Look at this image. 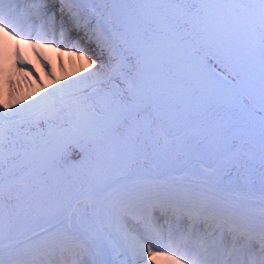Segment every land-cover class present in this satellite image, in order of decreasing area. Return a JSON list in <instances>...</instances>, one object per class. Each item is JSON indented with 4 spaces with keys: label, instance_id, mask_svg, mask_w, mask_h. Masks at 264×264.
<instances>
[{
    "label": "snow or ice",
    "instance_id": "1",
    "mask_svg": "<svg viewBox=\"0 0 264 264\" xmlns=\"http://www.w3.org/2000/svg\"><path fill=\"white\" fill-rule=\"evenodd\" d=\"M0 37L38 82L0 93V264H264V0H0Z\"/></svg>",
    "mask_w": 264,
    "mask_h": 264
},
{
    "label": "bare ground",
    "instance_id": "2",
    "mask_svg": "<svg viewBox=\"0 0 264 264\" xmlns=\"http://www.w3.org/2000/svg\"><path fill=\"white\" fill-rule=\"evenodd\" d=\"M3 39H4L3 37H0V41L2 40L3 42L0 44V74L2 72H5V74L7 73V76H6L7 83L5 85H0V93H3L6 96L8 89H14L15 92L17 93L18 87L20 86L27 87L30 85V83L33 84L32 82L35 80L34 79L35 74L31 73V67H29L28 69H24L20 64L16 63L17 41L9 37L5 45V41H3ZM48 42L51 43V41H48ZM56 45L61 47V45L59 44H56ZM25 47H28V50H25L24 49ZM67 49H72V48H67ZM20 50H21V56L26 61L31 62V65L35 67L36 73H38L39 76L43 80L45 78H49V75H48L49 69L44 67V63H43L44 60H47L51 63V66L55 70L56 73L58 71L55 68V64L52 59L59 61L60 68H61V60H63V64H64L63 69L66 68L65 61L68 63L70 62V65L72 64V62L78 63L77 61L78 59L74 61L73 58L68 56L69 51H67L66 53L62 51L61 54H58L55 50L53 56L51 57L45 51V49H40L38 51L41 53V55L38 57L37 51H34L30 45L25 46L21 44ZM73 51H75V49L70 50V52H73ZM5 56L7 57L6 59H5ZM5 67L7 71H3Z\"/></svg>",
    "mask_w": 264,
    "mask_h": 264
},
{
    "label": "rangeland",
    "instance_id": "3",
    "mask_svg": "<svg viewBox=\"0 0 264 264\" xmlns=\"http://www.w3.org/2000/svg\"><path fill=\"white\" fill-rule=\"evenodd\" d=\"M21 39L22 40H24V39H29V37H21ZM3 41H4V39H3ZM42 43H50V42H48V41H41ZM1 43H3L2 42V40L0 41V44ZM56 48H60L59 46H57V45H55L54 46V48H52V49H46L45 51L49 54V56H53V54H54V51H55V49ZM25 50H28V47H25L24 48ZM70 50H72V49H67V48H65V49H63L62 51L64 52V53H66L67 51H69L70 52ZM67 55H68V53H67ZM69 56V55H68ZM70 57V56H69ZM72 58V57H71ZM53 60V62H54V64H55V68L57 69V75H60L61 73H62V71H66V72H70L71 70H72V68H73V62H72V64L70 65V62L68 63V62H66L65 61V66H66V68L65 69H62L61 70V68L59 67V61H57V60H55V59H52ZM78 61V60H77ZM78 63H79V61H78ZM78 63H76V64H78ZM1 70H2V68H1ZM4 71V70H3ZM5 74V72H2L1 74H0V85H5L6 83H7V79H6V76H7V73ZM48 80H49V78H45L44 79V82L45 83H47L48 82ZM33 84H31L30 83V85L29 86H20V87H18V91H17V93L18 94H22V93H27L28 91H30L33 87H35V85L38 83L36 80H34L33 82H32ZM31 87V88H30ZM22 88V89H21Z\"/></svg>",
    "mask_w": 264,
    "mask_h": 264
}]
</instances>
